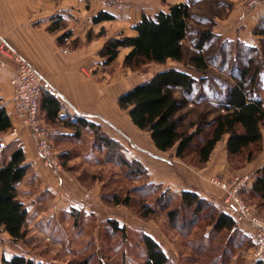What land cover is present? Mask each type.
Wrapping results in <instances>:
<instances>
[{
	"label": "rangeland",
	"instance_id": "rangeland-1",
	"mask_svg": "<svg viewBox=\"0 0 264 264\" xmlns=\"http://www.w3.org/2000/svg\"><path fill=\"white\" fill-rule=\"evenodd\" d=\"M192 5L194 13L184 43L185 58L189 61L203 54L208 68L204 73H196L183 67L200 79L191 92L186 93L183 89L176 88L173 94L183 103L176 114L179 125L186 129L196 125L202 130L196 137V145L209 135L211 124L223 108L231 87L242 84L250 98L264 101V34L262 39L252 42L251 47L233 48L232 43L223 44L221 38L212 33L216 18L207 17L208 10L218 13L214 10L215 5L208 7L206 2L200 0L194 1ZM261 29L264 30V23ZM206 34L209 38L205 40L203 38ZM124 54L125 51H121L120 57ZM177 66L179 65L168 62L165 66L152 65L141 73L134 74L125 67L124 70L120 69L119 65L116 71L123 74L119 78L124 76L125 91L135 83L150 78L158 70ZM114 70V67L111 68L112 73ZM115 126L108 123L107 128H100V133L109 131L107 135H120L124 142L128 140L130 147V125L126 113L124 131H118ZM96 138L93 129L86 130L79 138L73 133L70 136L64 135L58 143L53 137L55 151L59 156L63 154L59 159L63 172L76 183L75 189L67 186L69 190L65 191L66 197L80 200L86 206L81 208L82 211H56L54 217L41 223L32 219L27 244L13 243L0 229L3 257L25 253L33 259L34 264H140L145 256L142 236L148 235L159 243L171 264H255L257 259L254 257L252 237L242 235L243 231L239 229L229 233H215L213 227L207 226L206 222H194L192 211L179 204L176 205L178 216L172 220L164 209V203L155 205V189L149 191V195L145 193V197L136 192L151 177L144 179L131 175L127 167L108 157L107 151ZM187 160L196 162L194 156ZM236 161L232 164L228 160L230 171L238 170ZM87 194H90L89 198H86ZM115 195L121 200L129 198V205L116 206L109 202ZM244 195L242 198L248 205L251 204L252 207L256 204V201L249 200L247 192ZM54 200V196L48 194L41 198L44 206L48 202L55 204ZM60 202L64 205L69 203L57 200V203ZM148 203L155 209L147 207ZM211 203L219 211L222 209V200L218 206ZM253 209L259 214L255 207ZM111 222H115L123 231L116 230Z\"/></svg>",
	"mask_w": 264,
	"mask_h": 264
},
{
	"label": "crops",
	"instance_id": "crops-1",
	"mask_svg": "<svg viewBox=\"0 0 264 264\" xmlns=\"http://www.w3.org/2000/svg\"><path fill=\"white\" fill-rule=\"evenodd\" d=\"M194 1L196 0H0V47L2 43H5L42 73L49 87L60 96L62 109L59 116L69 115L73 119L84 116L89 122L100 125L102 129L107 128L109 123L116 125V129L123 132L126 112L118 108L117 98L149 78L135 83L124 91V76L119 78L123 74L116 70L119 65L120 69L124 70L122 63L128 50L122 49V52L125 51L122 57L120 53L115 62L104 65L103 59L98 55L105 43L104 38L117 37L120 34L135 35L132 28L140 21L142 14L153 17L160 11H166L168 4H188L193 15ZM200 1L206 2L208 7L212 4L217 6L214 10L218 13L208 10L207 17L216 18L212 33L221 38V43H232L233 48H244L251 47L252 42L262 39L264 1L252 11L244 9L246 0ZM100 12H107L113 20L94 24L93 18ZM58 16L66 24V30L72 33L68 42L75 39L86 42L87 33L90 30L97 35L101 29H104L105 36L73 50L60 47L57 38L63 32L52 34L47 30L53 18ZM113 67L115 70L112 73ZM15 68V62L9 58L6 59V66L0 68V105L6 109L13 128L17 127L18 133L12 135L11 131L0 136V141L7 142L8 150L10 146L21 147L26 163L30 165L28 174L17 185V192L18 198L28 208V229H31L29 223L32 219L36 223H41L43 220L49 221L55 216L56 211L69 209L82 211L81 208H84L86 204L81 203L80 200H72L69 196L66 197L69 188H76L74 179L71 180L66 172H54L45 167L38 155L31 132L22 126L16 117L11 84ZM192 76L196 80L200 79ZM41 115L43 118V114ZM126 115L130 125V137H128L131 140L130 147L128 140L124 142L120 135L115 133L108 135L124 146V153L129 160H136L143 164L148 171V176L151 177L150 182L161 185L163 190H170L177 194L186 190L195 191L201 198L214 202L218 206L222 200V193L211 181L209 183L210 178L218 177L227 180L235 174L249 176L250 182L247 187H251L255 172L264 166L263 152L255 162L247 164L242 169L230 171L226 151L227 136L217 145L210 161L204 167L186 164L175 156V150L159 151L152 142L150 134L140 131L132 124L127 113ZM88 129L90 128H86L84 132ZM193 130L191 129V132ZM51 131L57 143L61 140L60 138H64V135H72V130L62 126L52 127ZM105 133L110 132L105 131ZM8 150L0 155V161L9 159ZM46 194L54 196L55 204L48 202L44 206L41 198ZM59 199L69 203L66 205L62 202L57 203ZM238 229L243 231L242 235H249L253 239V230L249 224L240 223ZM14 255H23L31 259L25 253H15L9 258ZM262 261L264 262V258Z\"/></svg>",
	"mask_w": 264,
	"mask_h": 264
},
{
	"label": "trees",
	"instance_id": "trees-1",
	"mask_svg": "<svg viewBox=\"0 0 264 264\" xmlns=\"http://www.w3.org/2000/svg\"><path fill=\"white\" fill-rule=\"evenodd\" d=\"M191 8L188 4H168L166 11H160L153 17L142 14L140 21L132 28L135 35L120 34L105 40L98 55L103 59L104 65L115 62L121 50H128L123 59V66L132 73H141L149 66H165L168 62L177 64L156 72L147 81L137 84L132 89L124 92L117 98V105L121 111L128 114L132 124L140 131L150 134L155 147L162 152L175 150V156L184 163L196 167H204L211 158L217 145L227 136L226 151L229 162L238 163V170L247 164L253 163L264 152V101L250 98L242 84L233 86L228 91L226 101L219 115L211 124V130L200 144L195 145L196 137L202 133L200 126L192 125L189 129L182 128L176 119V114L182 107V102L177 99L173 90L183 89L189 93L198 83L186 69L193 72L204 73L208 68L205 55L186 60L184 43L189 32ZM113 17L107 12H100L93 18L94 24L111 21ZM47 30L52 34L63 32L57 38L60 47L77 49L94 39L105 36V30L96 35L90 30L86 42L79 39L69 41L71 31L66 30V24L61 17H54ZM206 34L203 39H208ZM182 66V67H180ZM62 104L48 92L44 91L41 98V114L44 124L48 129L62 126L72 130L76 138L81 137L86 128L93 129L101 147L107 151L108 157L119 161L128 168L129 173L135 177L148 178V171L143 164L136 160H129L124 153V146L106 133L101 134L102 127L89 122L84 116L71 118L59 116ZM13 124L6 111L0 105V136L10 133ZM191 129H194L191 132ZM8 150V146L6 147ZM5 152V151H4ZM9 159L0 161V229L6 233L13 243H29L27 206L18 198L17 185L24 179L30 170L26 157L21 147L10 146ZM63 154L58 155V158ZM194 156L196 162L187 159ZM61 161V160H60ZM157 196L155 205L164 203L168 216L175 220L178 216V206L181 205L192 211L194 222H206L213 227L215 233L231 232L238 230L236 221L227 215L223 209L220 211L215 206L201 198L195 191H182L173 193L163 190V187L152 182H146L136 192ZM248 193L249 200L256 201L255 207L264 218V166L259 168L253 176L251 187H246L241 195ZM180 198V199H179ZM114 205H129L130 200H121L117 195L109 201ZM250 204V203H249ZM147 207L153 208L149 203ZM251 205V204H250ZM205 212V214H203ZM115 229L123 231L111 222ZM197 224V223H196ZM144 244V258L140 264H171L170 259L159 243L148 235L142 236ZM0 264H34L33 260L23 255H14L7 259L1 255ZM84 264H88L84 263ZM255 264H264L257 260Z\"/></svg>",
	"mask_w": 264,
	"mask_h": 264
},
{
	"label": "built area",
	"instance_id": "built-area-1",
	"mask_svg": "<svg viewBox=\"0 0 264 264\" xmlns=\"http://www.w3.org/2000/svg\"><path fill=\"white\" fill-rule=\"evenodd\" d=\"M263 1L246 0L243 6L245 10L252 11ZM64 52L68 51L64 50ZM7 58L13 60L16 64L15 73L11 79L13 87L12 103L15 115L22 126L31 132L38 155L45 167L54 172H61L63 171L62 164L54 149L52 131L46 127L41 115L42 93L46 91L57 99H60V96L49 87L42 73L34 68L22 55L2 43L0 47V68L6 66ZM17 133V127H14L11 134L16 135ZM6 147L7 144L0 141V155L4 153ZM210 181L223 193L221 198L223 211L232 217L238 225L245 222L252 228L255 245L254 257L257 260H263L264 218L257 214L241 195L250 182V177L236 175L229 180L215 177ZM89 197L90 194H87L86 198Z\"/></svg>",
	"mask_w": 264,
	"mask_h": 264
}]
</instances>
